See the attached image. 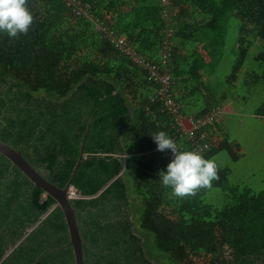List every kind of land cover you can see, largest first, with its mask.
Segmentation results:
<instances>
[{
	"label": "trees",
	"instance_id": "obj_1",
	"mask_svg": "<svg viewBox=\"0 0 264 264\" xmlns=\"http://www.w3.org/2000/svg\"><path fill=\"white\" fill-rule=\"evenodd\" d=\"M27 6L26 35L0 32V139L64 186L85 136L72 181L85 263L264 264V188L231 180L216 161L211 189L173 198L159 177L173 154L152 137L165 131L180 151L239 160L221 116L243 100L264 119V95L251 100L264 92V0ZM122 35L138 59L112 41ZM69 241L55 199L0 153V264H75Z\"/></svg>",
	"mask_w": 264,
	"mask_h": 264
},
{
	"label": "clouds",
	"instance_id": "obj_2",
	"mask_svg": "<svg viewBox=\"0 0 264 264\" xmlns=\"http://www.w3.org/2000/svg\"><path fill=\"white\" fill-rule=\"evenodd\" d=\"M33 22L27 0H0V32L18 38L28 33ZM152 137L158 151L170 150L173 154L167 170L159 173L162 185L172 189L173 198L195 197L201 190L211 189L213 181L219 180V165L214 159H207L194 150H178L176 142L165 131L154 133Z\"/></svg>",
	"mask_w": 264,
	"mask_h": 264
},
{
	"label": "rangeland",
	"instance_id": "obj_3",
	"mask_svg": "<svg viewBox=\"0 0 264 264\" xmlns=\"http://www.w3.org/2000/svg\"><path fill=\"white\" fill-rule=\"evenodd\" d=\"M227 70L222 72V75ZM244 71H242L241 76ZM259 88L253 94L251 100L259 102L264 95ZM238 91L232 99H235ZM231 99V100H232ZM235 104V101L232 100ZM252 104L243 100L235 105L228 102L225 112L221 116L222 127L231 135L234 141L241 145V153L238 161H233L226 151L217 155L215 161L224 166H229L232 170L231 180L243 181L255 191L264 188V119L258 117L252 111ZM186 128H189L187 119L183 120ZM222 136V133H219ZM216 195V192H212Z\"/></svg>",
	"mask_w": 264,
	"mask_h": 264
},
{
	"label": "water",
	"instance_id": "obj_4",
	"mask_svg": "<svg viewBox=\"0 0 264 264\" xmlns=\"http://www.w3.org/2000/svg\"><path fill=\"white\" fill-rule=\"evenodd\" d=\"M88 129L86 130L87 133ZM85 136L83 137L80 154L77 162L73 168L71 176L64 186H60L45 175H43L37 168H35L22 154L21 150L0 139V153L10 159L15 166H17L37 188H41L45 194L52 196L56 204L60 206L64 213L67 223L70 241L75 257V264H86L83 242L84 239L81 234L80 226L76 217L75 209L72 203V198L81 194L80 190L75 188L72 184L73 178L82 163L84 156Z\"/></svg>",
	"mask_w": 264,
	"mask_h": 264
},
{
	"label": "built area",
	"instance_id": "obj_5",
	"mask_svg": "<svg viewBox=\"0 0 264 264\" xmlns=\"http://www.w3.org/2000/svg\"><path fill=\"white\" fill-rule=\"evenodd\" d=\"M164 3H169L170 2V0H162ZM112 41H114L115 42V45L121 50V51H125V52H127V53H129V55L131 56V57H133L135 60L136 59H138L137 58V56L136 55H133L131 52H129L128 50H126V49H124L125 48V46H127V39H126V36H124V35H122V36H120V37H118V38H113L112 37ZM124 52V53H125ZM155 74V73H154ZM169 75L167 74L166 76H163V77H161L160 78V80L162 81V83H163V89L161 90V94L162 95H165V93L168 91V89H169V86H170V84H169ZM214 117V114L210 117V120H212V118ZM184 122V121H183ZM187 123H188V120H187ZM184 124V123H183ZM189 124V123H188ZM190 125V124H189ZM194 125H195V123H194ZM208 145H205L203 148H205V147H207Z\"/></svg>",
	"mask_w": 264,
	"mask_h": 264
}]
</instances>
